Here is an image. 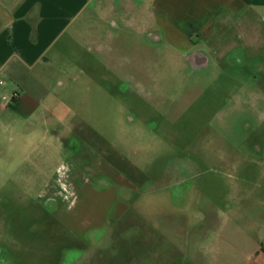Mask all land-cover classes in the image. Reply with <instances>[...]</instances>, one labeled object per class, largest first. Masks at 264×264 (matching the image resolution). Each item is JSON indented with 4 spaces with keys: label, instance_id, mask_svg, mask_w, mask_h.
Returning a JSON list of instances; mask_svg holds the SVG:
<instances>
[{
    "label": "rangeland",
    "instance_id": "rangeland-1",
    "mask_svg": "<svg viewBox=\"0 0 264 264\" xmlns=\"http://www.w3.org/2000/svg\"><path fill=\"white\" fill-rule=\"evenodd\" d=\"M114 20L29 72L38 110L0 107V264H203L226 219L253 215L264 15L219 19L189 53Z\"/></svg>",
    "mask_w": 264,
    "mask_h": 264
},
{
    "label": "crops",
    "instance_id": "crops-1",
    "mask_svg": "<svg viewBox=\"0 0 264 264\" xmlns=\"http://www.w3.org/2000/svg\"><path fill=\"white\" fill-rule=\"evenodd\" d=\"M247 11L264 15V0H0V107L7 110L11 106L28 114L38 110L42 102L35 95L48 90L40 83L42 74L39 78L29 72L50 63V53L63 39L73 35L79 39L86 32L98 33L99 38L106 33L99 21L116 26L114 18L120 17L126 24L141 25L142 30L158 31L159 39L189 53L193 34L207 39L219 19ZM238 25L241 28L242 23ZM193 56V63H207L202 55ZM4 73L14 84L1 78ZM21 79L26 81L24 86ZM28 80L38 86H30ZM14 92L20 97L5 103L3 97ZM84 158L88 159L85 151L76 155V162ZM86 164L90 173L94 163ZM81 170L75 164L70 172L78 178ZM203 264H264V167L253 182V215L226 219L209 238Z\"/></svg>",
    "mask_w": 264,
    "mask_h": 264
},
{
    "label": "built area",
    "instance_id": "built-area-1",
    "mask_svg": "<svg viewBox=\"0 0 264 264\" xmlns=\"http://www.w3.org/2000/svg\"><path fill=\"white\" fill-rule=\"evenodd\" d=\"M2 84H3V82L0 81V85H2ZM19 97H20V94L18 92H14L11 97H8V96L5 95L3 97V100L7 101V102H9V101L13 102V101L17 100Z\"/></svg>",
    "mask_w": 264,
    "mask_h": 264
}]
</instances>
